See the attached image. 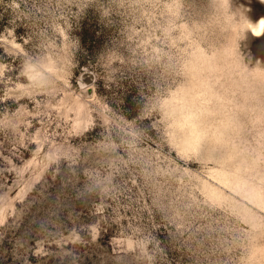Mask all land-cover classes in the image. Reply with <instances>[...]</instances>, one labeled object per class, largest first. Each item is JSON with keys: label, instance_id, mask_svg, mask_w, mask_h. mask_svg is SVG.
Segmentation results:
<instances>
[{"label": "rangeland", "instance_id": "rangeland-1", "mask_svg": "<svg viewBox=\"0 0 264 264\" xmlns=\"http://www.w3.org/2000/svg\"><path fill=\"white\" fill-rule=\"evenodd\" d=\"M260 21L0 0V264H264Z\"/></svg>", "mask_w": 264, "mask_h": 264}, {"label": "snow or ice", "instance_id": "snow-or-ice-1", "mask_svg": "<svg viewBox=\"0 0 264 264\" xmlns=\"http://www.w3.org/2000/svg\"><path fill=\"white\" fill-rule=\"evenodd\" d=\"M259 26L262 32H264V21L259 22Z\"/></svg>", "mask_w": 264, "mask_h": 264}, {"label": "water", "instance_id": "water-1", "mask_svg": "<svg viewBox=\"0 0 264 264\" xmlns=\"http://www.w3.org/2000/svg\"><path fill=\"white\" fill-rule=\"evenodd\" d=\"M82 78H84V74L82 75ZM90 79L92 80V77H90ZM90 79H89V80H90Z\"/></svg>", "mask_w": 264, "mask_h": 264}, {"label": "clouds", "instance_id": "clouds-1", "mask_svg": "<svg viewBox=\"0 0 264 264\" xmlns=\"http://www.w3.org/2000/svg\"><path fill=\"white\" fill-rule=\"evenodd\" d=\"M257 34H259V33H257Z\"/></svg>", "mask_w": 264, "mask_h": 264}, {"label": "bare ground", "instance_id": "bare-ground-1", "mask_svg": "<svg viewBox=\"0 0 264 264\" xmlns=\"http://www.w3.org/2000/svg\"><path fill=\"white\" fill-rule=\"evenodd\" d=\"M261 33V32H260Z\"/></svg>", "mask_w": 264, "mask_h": 264}]
</instances>
